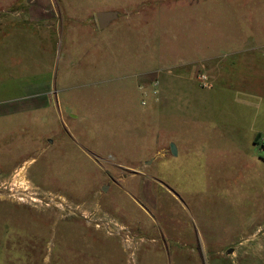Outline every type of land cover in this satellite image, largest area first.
Here are the masks:
<instances>
[{"label": "rangeland", "instance_id": "374dc122", "mask_svg": "<svg viewBox=\"0 0 264 264\" xmlns=\"http://www.w3.org/2000/svg\"><path fill=\"white\" fill-rule=\"evenodd\" d=\"M222 8L0 0V264H264V84L209 59L264 8Z\"/></svg>", "mask_w": 264, "mask_h": 264}, {"label": "crops", "instance_id": "0c3cea01", "mask_svg": "<svg viewBox=\"0 0 264 264\" xmlns=\"http://www.w3.org/2000/svg\"><path fill=\"white\" fill-rule=\"evenodd\" d=\"M217 5L218 7L219 5L223 7L221 9V11H223L222 14H224V11L230 9L234 10L237 21L244 20V18L249 19V21H256L260 18H263L259 12L257 13V10L264 8V0H217ZM48 9L49 8H47V10ZM30 10L32 13L31 15L34 14L36 18L42 19L44 17L41 14L43 9L39 5L31 6ZM257 35L259 34H239L238 36L229 39L231 42L227 45L229 46V49L223 50V53L221 52L214 56H209V59H212V57H217V59H219V66L222 68V70L224 71L231 69L230 73L235 75L232 78V84L229 86V88H240L239 86H236V84L251 83L255 80L258 83L261 82L264 84V65L257 66L255 61H252V58H255L257 54H260L259 56L263 57L264 59V53L262 55V53H257L255 50L256 47L254 43L257 40L264 41L263 39L257 37ZM262 35H264V33H262L261 36ZM262 46L264 47V45H260V47ZM206 61L208 60L206 59ZM227 73H229V71ZM242 74H251L252 76L248 78H241L239 75ZM258 75H261L259 80H257ZM217 82L218 84H224L227 82V79L219 76Z\"/></svg>", "mask_w": 264, "mask_h": 264}, {"label": "water", "instance_id": "95a60500", "mask_svg": "<svg viewBox=\"0 0 264 264\" xmlns=\"http://www.w3.org/2000/svg\"><path fill=\"white\" fill-rule=\"evenodd\" d=\"M99 28L101 30L108 29L114 22L120 18L119 11H99L96 13ZM171 151L173 155H177V149L174 144H171Z\"/></svg>", "mask_w": 264, "mask_h": 264}, {"label": "built area", "instance_id": "2783aa9c", "mask_svg": "<svg viewBox=\"0 0 264 264\" xmlns=\"http://www.w3.org/2000/svg\"><path fill=\"white\" fill-rule=\"evenodd\" d=\"M196 78L201 87L209 90L214 87V77L208 72L199 71Z\"/></svg>", "mask_w": 264, "mask_h": 264}]
</instances>
